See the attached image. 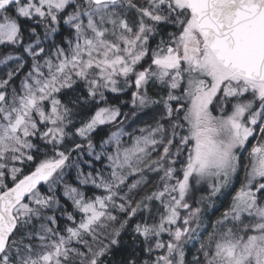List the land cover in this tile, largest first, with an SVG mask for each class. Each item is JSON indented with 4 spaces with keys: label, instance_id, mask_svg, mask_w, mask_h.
<instances>
[{
    "label": "snow or ice",
    "instance_id": "snow-or-ice-1",
    "mask_svg": "<svg viewBox=\"0 0 264 264\" xmlns=\"http://www.w3.org/2000/svg\"><path fill=\"white\" fill-rule=\"evenodd\" d=\"M0 67V264H264V0H0Z\"/></svg>",
    "mask_w": 264,
    "mask_h": 264
},
{
    "label": "trees",
    "instance_id": "trees-1",
    "mask_svg": "<svg viewBox=\"0 0 264 264\" xmlns=\"http://www.w3.org/2000/svg\"><path fill=\"white\" fill-rule=\"evenodd\" d=\"M2 72H3V69H2V67H0V75H2ZM124 99H126V98L124 97ZM122 110H125V112H127L130 109H129V107H124ZM150 110L151 109L148 108V110H145V112L139 113L137 115V119L134 122H132V124H134L135 127H136L135 129H139L140 126H144L146 123L148 124L149 122L155 120L154 119V113L151 112ZM107 131H108V129L106 128L105 129V132H107ZM244 160H245L244 158H241L242 164L245 162ZM97 166L99 167L100 165H97ZM74 175H75V170H71L69 172V176L66 177L67 180L69 182H75L74 181V177H75ZM148 175L149 176H155V178L157 177L155 174H152V173H149ZM241 180H243V172H240L238 174L237 182L238 181H241ZM155 184H156V181H155ZM42 187H44V186H42ZM90 191H89V194H91ZM228 197L224 200V201H226V203H227V200L229 199ZM222 209H223V207H220L219 208V210L217 212L218 215H221V213H222L221 210ZM69 210H71V208H69ZM61 223H63V218H61ZM131 223L132 222H130V227H131ZM131 236H132V233L130 231H127V232H125V233L122 234V236H121V241H122L121 246L119 248H113L112 255L107 258L108 260L112 261V264H119V262L121 260H123L124 258H126L129 255V253L132 250V240H131ZM189 259H190V255H189Z\"/></svg>",
    "mask_w": 264,
    "mask_h": 264
},
{
    "label": "rangeland",
    "instance_id": "rangeland-1",
    "mask_svg": "<svg viewBox=\"0 0 264 264\" xmlns=\"http://www.w3.org/2000/svg\"><path fill=\"white\" fill-rule=\"evenodd\" d=\"M125 98L128 99L127 96H126ZM128 107H130V110H129V111H127V112H125V110H122V111L125 112V113H129V112H131V111H132L131 106L129 105ZM150 109H151L150 111L153 112L152 108H150ZM145 110H148V108H146V109H144V110H142V111H138V112H136V115H135L134 117H132L129 121H126V122H125V124H124L125 131L132 132V131L136 128L135 125L132 124V122H134V121L137 119V115H138L139 113H143V112H145ZM154 123H155V120L149 122L148 124L146 123L144 126H140L139 128H143V127H145V126H147V125H152V124H154ZM112 130H115V129L113 128ZM137 134H139V133H137ZM255 142H256L255 140H253V139L250 138V141H249V148H250L251 144H253V143H255ZM246 155H247L246 152H245V153H242V154H241V158H244V159H245ZM244 161H245V160H244ZM71 173H72V172H71ZM72 174H73V173H72ZM68 176H69V174H68ZM74 176H76V173H75ZM68 179H69V178H68ZM71 179H72V178H71ZM133 179H135V178H134V177H130V178H129V182H131ZM147 179L149 180V186H147V187L144 189V191L141 193V195L146 194L147 192L152 191V190L155 188V186H156V184H157V182H158V177L155 178V176H149V175H147ZM74 181H75V177H74ZM155 181H156V184H155ZM241 181H242V180H241ZM239 182H240V181H238V182L235 183V185H234L235 188H238V187H239ZM230 190H231V189H230ZM96 192H97V194H99V190H96ZM90 193H91V191H90ZM204 194H206V193H204ZM233 194H234V193H233ZM197 195L199 196L200 194H197ZM228 198H229V199L227 200V203H226V201H224L226 198H221V199L216 200V202H215V206L212 207V208H210V209H208V210L206 211V218H207V220H208L209 222L215 220L217 217L220 216V215L217 214V212H218V210H219L220 207H223V209L221 210V212H223L225 209H227V207L229 206V204H230V202H231V197L229 196ZM225 203H226V204H225ZM154 207H155V205H154Z\"/></svg>",
    "mask_w": 264,
    "mask_h": 264
},
{
    "label": "flooded vegetation",
    "instance_id": "flooded-vegetation-1",
    "mask_svg": "<svg viewBox=\"0 0 264 264\" xmlns=\"http://www.w3.org/2000/svg\"><path fill=\"white\" fill-rule=\"evenodd\" d=\"M126 97V96H125ZM129 109H130V107H129Z\"/></svg>",
    "mask_w": 264,
    "mask_h": 264
}]
</instances>
